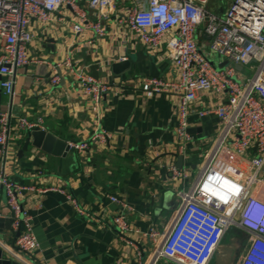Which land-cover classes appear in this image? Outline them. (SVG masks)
I'll return each mask as SVG.
<instances>
[{
    "label": "built area",
    "instance_id": "built-area-1",
    "mask_svg": "<svg viewBox=\"0 0 264 264\" xmlns=\"http://www.w3.org/2000/svg\"><path fill=\"white\" fill-rule=\"evenodd\" d=\"M205 4L206 0H0V98H13L20 68L42 64L30 57L28 48L36 23L45 28L62 25L72 36L91 34L96 39L107 37L112 28L122 47L133 51L140 47L147 54L165 56L172 63V76L144 78L138 90L144 100L160 96L176 100L175 137L180 155L184 157L195 141L188 134L192 116L199 120L213 116L218 125L194 177L174 165L167 169L169 179L189 182L178 192L177 212L167 231L147 234L158 242L156 257L170 264H211L228 232L238 228L247 235V242L235 264H264V0H232L222 16ZM85 46L92 47V40ZM70 55L52 67L51 86L58 85L64 70L99 109L111 84L72 65ZM115 57L117 63L126 61L125 55ZM244 68L249 77L241 75ZM41 121L14 118L9 110L1 109V158L5 160L14 134L43 130ZM91 139L107 142L111 135L98 128ZM69 146L74 152L88 150L83 142ZM0 188L14 215V248L22 254L37 251L32 217L17 197L25 188L12 182L4 168ZM107 201L116 207L113 225L126 241L124 236L134 232L128 220L133 209L118 196H107ZM138 256L141 260L140 252Z\"/></svg>",
    "mask_w": 264,
    "mask_h": 264
},
{
    "label": "crops",
    "instance_id": "crops-1",
    "mask_svg": "<svg viewBox=\"0 0 264 264\" xmlns=\"http://www.w3.org/2000/svg\"><path fill=\"white\" fill-rule=\"evenodd\" d=\"M232 0H206L212 13L222 16ZM89 19L92 16L89 13ZM30 57L40 65L20 68L14 78V95H2L0 110L7 109L14 118L35 122L40 118L47 133L66 143H87L85 153H67L53 157L29 146L20 155L26 131L9 139L7 155L0 156V171L25 188L18 202L32 217L39 249L20 253L14 248L16 234L11 226L0 227V254L6 264H170L157 258L156 246L147 234H164L179 203L178 192L188 182L169 179L167 169L177 165L175 137L176 100L160 96L144 100L139 93L144 78L172 76L173 66L165 56L147 54L122 47V40L109 29L107 37L91 34L72 36L62 25L45 28L33 24ZM92 40V47L85 44ZM69 56L72 65L86 69L98 65L97 81L111 84L99 109L82 95L81 89L62 72L56 87L49 82L52 67ZM143 53L130 71L120 75L110 72L115 55ZM14 120H11L13 122ZM14 123V122H13ZM194 144L182 157V167L194 177L212 146L217 119L192 116ZM111 135L107 142L92 141L95 129ZM1 152V147H0ZM5 163V165H4ZM264 181V168L262 170ZM107 196H118L133 211L129 224L133 233L122 236L113 225L116 207ZM260 197L259 195H257ZM264 197V196H262ZM7 197L0 189V219L10 217ZM74 201L81 213L77 212ZM131 243V244H130ZM141 253V260L138 253ZM232 249H219L211 264H231ZM230 257V258H229Z\"/></svg>",
    "mask_w": 264,
    "mask_h": 264
},
{
    "label": "water",
    "instance_id": "water-1",
    "mask_svg": "<svg viewBox=\"0 0 264 264\" xmlns=\"http://www.w3.org/2000/svg\"><path fill=\"white\" fill-rule=\"evenodd\" d=\"M126 61L125 62H121V63H111V67H110V72L115 74V75H120L123 74L125 72L130 71V68L132 67V65H134V63H137L138 61H140L141 59L145 58V55L143 53H136L133 55H127L125 56ZM117 57L114 58V61H117ZM227 62L223 63V65L220 68H223L224 65H226ZM238 72L241 71L240 67L236 68ZM91 77L94 78L95 80L98 79V65H93L91 68ZM106 96V95H104ZM200 130H193V129H189L188 130V134L192 135L195 134L196 132H198ZM25 143L23 145L22 150L20 151V155L23 151H26L27 148L31 145L36 149H40L42 152L51 155L53 157H63L65 156V154L67 153H73L74 150L70 148L69 144L66 143L63 140H60L58 138H56L55 136H53L50 133H47L44 130H34L31 132H27L25 134V139H24ZM177 165L176 167L178 169H181L182 167V161L183 158L181 156L177 157ZM1 189V188H0ZM10 217L6 218L4 220L0 219V227H9L11 226V223L13 221L14 215H12L11 213L9 214ZM0 264H6V262H3L1 259V254H0Z\"/></svg>",
    "mask_w": 264,
    "mask_h": 264
},
{
    "label": "rangeland",
    "instance_id": "rangeland-1",
    "mask_svg": "<svg viewBox=\"0 0 264 264\" xmlns=\"http://www.w3.org/2000/svg\"><path fill=\"white\" fill-rule=\"evenodd\" d=\"M215 62L217 63L218 60L215 59ZM241 75L245 77H249L250 72L247 68H244L241 72ZM246 242H247V235H245L243 231H241L238 228H231V230L227 234V237L223 241L220 250L225 251L228 247H231L232 254L230 255L231 256L230 260H231V264H235L239 256L242 254Z\"/></svg>",
    "mask_w": 264,
    "mask_h": 264
},
{
    "label": "clouds",
    "instance_id": "clouds-1",
    "mask_svg": "<svg viewBox=\"0 0 264 264\" xmlns=\"http://www.w3.org/2000/svg\"><path fill=\"white\" fill-rule=\"evenodd\" d=\"M194 20H199V17L198 16H194Z\"/></svg>",
    "mask_w": 264,
    "mask_h": 264
}]
</instances>
